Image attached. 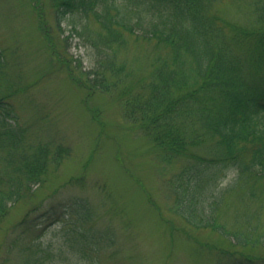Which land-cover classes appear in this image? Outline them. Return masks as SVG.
Wrapping results in <instances>:
<instances>
[{
	"label": "rangeland",
	"instance_id": "rangeland-1",
	"mask_svg": "<svg viewBox=\"0 0 264 264\" xmlns=\"http://www.w3.org/2000/svg\"><path fill=\"white\" fill-rule=\"evenodd\" d=\"M250 2L221 0L215 7L227 21L256 25ZM82 24L75 14L58 19L52 0H0V48L6 62L0 98L9 94L6 100L29 145L70 149L57 169L51 167L46 182L11 209L0 229V262L6 257L18 261V248L11 252L6 242L12 227L33 208L38 209L32 215L46 216L41 226L52 221L40 237L50 246L45 264H228L248 257L263 262L264 190L248 200L236 186L215 211L219 225L248 239L243 245L179 215L178 206L194 195L196 204L201 200L198 205L204 198L212 201L232 185L234 173L205 171L189 198V184L183 183L184 190L178 177L193 160L167 159L135 120L140 112L132 110L143 101L163 47L128 36V44L117 48V63H125L129 75L109 78L120 81L111 91L92 92L80 80L95 71L97 52L91 40L79 35ZM88 24L93 37L102 32L95 20ZM129 89L134 94L122 97ZM135 96L138 100H125ZM185 124L187 130L193 126L186 118ZM194 151L206 154L204 148ZM2 157L0 149V168ZM193 215L197 222L206 218L202 209ZM81 232L90 236L82 251L71 245L72 238L83 239Z\"/></svg>",
	"mask_w": 264,
	"mask_h": 264
},
{
	"label": "trees",
	"instance_id": "trees-1",
	"mask_svg": "<svg viewBox=\"0 0 264 264\" xmlns=\"http://www.w3.org/2000/svg\"><path fill=\"white\" fill-rule=\"evenodd\" d=\"M52 1L58 19L68 14L83 19L79 35L92 41L97 60L95 71L81 78L80 84L92 92L111 91L120 81L111 83L109 78L123 72L129 75L125 63H117V48L128 44V36L163 47V56L156 60L152 77L145 86L147 91L139 99L143 101L132 110L140 112L135 120L142 124V129L167 159L193 160L192 164L183 166L178 177L180 187L183 188V183L189 184V198L194 193L192 188L197 190L196 185L204 181L205 171L219 169L226 174L234 173L232 185L212 201L204 198L198 205L201 200L198 198L196 204L194 195L181 208L178 206V211L188 223L218 230L234 240L233 245L249 243L243 234H232L224 225H219L215 211L227 192L236 186L248 200L258 199L264 190V0H251L257 24L250 26L227 21L215 7L221 0ZM91 19L102 31L94 37L88 24ZM44 35L47 39L46 32ZM5 66L0 48V77ZM129 91L122 92L121 96L134 94L132 89ZM8 96L0 98V149L3 151L0 229L26 193L44 184L51 167L57 169L70 155V149L61 144L56 147L47 143L29 145L26 130L16 122L14 110L6 100ZM185 118L192 121L190 130L186 128ZM195 148H204L206 154L195 152ZM37 209H31L12 227L6 242L11 252L18 248V261L15 263L6 257L0 264H45L50 246L43 245L40 237L52 221L41 226L40 219L46 216L32 215ZM200 209L206 215L203 222H197L193 215ZM30 234L36 236L32 241L28 238ZM81 234L83 239L72 238L71 245L82 251L89 244L90 236L86 232ZM57 255L61 256L62 251ZM228 264H264V258L263 262L248 257Z\"/></svg>",
	"mask_w": 264,
	"mask_h": 264
}]
</instances>
